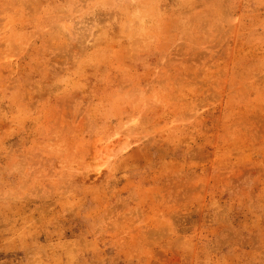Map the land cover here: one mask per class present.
<instances>
[{
  "label": "rangeland",
  "instance_id": "rangeland-1",
  "mask_svg": "<svg viewBox=\"0 0 264 264\" xmlns=\"http://www.w3.org/2000/svg\"><path fill=\"white\" fill-rule=\"evenodd\" d=\"M0 264H264V0H0Z\"/></svg>",
  "mask_w": 264,
  "mask_h": 264
},
{
  "label": "bare ground",
  "instance_id": "bare-ground-1",
  "mask_svg": "<svg viewBox=\"0 0 264 264\" xmlns=\"http://www.w3.org/2000/svg\"><path fill=\"white\" fill-rule=\"evenodd\" d=\"M145 22H146V21H145ZM146 23H147V22H146ZM146 23H145V24H146ZM148 25H150V23H147V26H148Z\"/></svg>",
  "mask_w": 264,
  "mask_h": 264
}]
</instances>
